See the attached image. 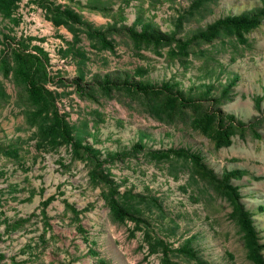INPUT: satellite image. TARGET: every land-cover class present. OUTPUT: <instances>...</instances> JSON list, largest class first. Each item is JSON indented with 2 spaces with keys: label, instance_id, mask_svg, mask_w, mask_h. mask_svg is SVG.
I'll use <instances>...</instances> for the list:
<instances>
[{
  "label": "rangeland",
  "instance_id": "374dc122",
  "mask_svg": "<svg viewBox=\"0 0 264 264\" xmlns=\"http://www.w3.org/2000/svg\"><path fill=\"white\" fill-rule=\"evenodd\" d=\"M262 1L203 0L188 13L191 0H15L9 16L0 13V60L11 65V50L21 47L40 57L57 111L97 150L100 164L87 150L74 154L68 144L39 140L25 115L24 83L0 61V264H198L175 250L182 244L202 264H251L225 198L192 173L186 157L150 152H195L217 176L241 169L230 181L264 243V18L242 41L220 32L191 41L185 53L173 41L135 42L124 28L188 39L217 17L253 11ZM54 6L71 8L85 24H53L47 9ZM123 80L169 82L183 98L250 125L216 147L192 125L189 106L158 116L145 96L119 86ZM93 169L98 176L91 178ZM105 180L118 193L156 199L143 203L145 223L112 218ZM156 237L174 252L150 251Z\"/></svg>",
  "mask_w": 264,
  "mask_h": 264
},
{
  "label": "trees",
  "instance_id": "16d2710c",
  "mask_svg": "<svg viewBox=\"0 0 264 264\" xmlns=\"http://www.w3.org/2000/svg\"><path fill=\"white\" fill-rule=\"evenodd\" d=\"M202 1L191 0L186 12L192 13L193 9H197ZM14 2L15 0H0V13L9 16L15 5ZM47 11V17L53 24L63 23L71 29H73V24L75 23L85 24L80 19V15L71 8L54 6L53 8L47 9ZM262 18H264V0L262 1V5L253 11H243L217 17L213 21L205 24L203 28H198L188 39L175 37L173 34H166L158 29L145 26L139 30H135L132 27H126L124 30L135 42L150 43L149 45L153 47H161L173 41L177 51L185 53L191 41H208L220 32L224 35L236 36L238 40L242 41L244 40V32L256 26ZM87 30L86 32L88 34L98 35L101 40L106 41L103 33L98 29L89 28ZM178 52L171 51L176 56ZM11 59V65L6 63L5 58H2L0 61L6 68H10L13 75H16L24 83L26 99L30 103L25 115L26 118L33 121L36 125L35 133L39 140L45 141L50 145L68 144L71 152L74 154H77L80 150H87L91 154L95 166L99 167L98 158L94 155L97 150L88 144H83L80 139L76 138L72 133V125L57 111L54 103V94L44 85L48 77L40 57L21 47L11 50ZM135 72L140 73V69ZM101 85L105 89L111 87L108 82H104ZM119 86L132 94L145 96L146 105L158 116L162 114L170 116L175 111L183 113L184 109L189 106L192 110V116L190 118L192 125L200 130L201 133L207 135L216 147L228 145L231 139L230 136L235 132L236 128L243 127L247 124L250 125V123L243 124V121L234 119L232 114L221 112L219 108L215 110L202 108L197 101L183 98L177 92H173L169 82L163 81L155 85L140 80L136 82L123 80ZM150 153L155 157L158 155L170 157V153L181 155L183 158L186 157L190 163L192 173H195L200 179L209 184L215 193L225 198L229 204V217L235 222L240 232L245 257L251 264H264V256L262 254L264 243L257 236V231L252 222L251 212L244 207L239 199L240 195L237 190V185L230 181L231 178L239 177L242 171L241 169L226 170L217 176L201 163L199 155L195 152H185L182 149H169L162 151L161 154L158 151ZM96 176H98L96 170H91L90 177L94 178ZM104 183H106V190L103 193V197L106 200L112 218L116 220L129 218L137 221L140 220L144 223L146 222L140 214L144 210L143 203H145V206L157 203L153 196H141L132 193L130 190L118 193L115 185L109 183L108 180H105ZM50 198L48 197L46 200ZM64 206L70 211L75 212L74 206L66 200H64ZM153 241L150 244V251L160 249L166 255L167 251L171 252L174 250L161 238L156 237ZM175 250L197 259L198 264H202V261L196 258L188 244H182ZM166 263H168V256Z\"/></svg>",
  "mask_w": 264,
  "mask_h": 264
}]
</instances>
